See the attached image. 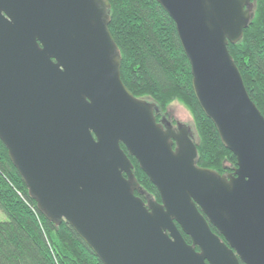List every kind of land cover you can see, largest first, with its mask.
Instances as JSON below:
<instances>
[{
  "label": "water",
  "instance_id": "obj_1",
  "mask_svg": "<svg viewBox=\"0 0 264 264\" xmlns=\"http://www.w3.org/2000/svg\"><path fill=\"white\" fill-rule=\"evenodd\" d=\"M252 1L156 0L236 158L220 175L196 164L187 129L164 128L123 84L108 0H0V140L38 211L102 264H264V117L228 51ZM121 145L160 202L135 195Z\"/></svg>",
  "mask_w": 264,
  "mask_h": 264
},
{
  "label": "trees",
  "instance_id": "obj_2",
  "mask_svg": "<svg viewBox=\"0 0 264 264\" xmlns=\"http://www.w3.org/2000/svg\"><path fill=\"white\" fill-rule=\"evenodd\" d=\"M108 2V30L119 50L123 84L136 99H151L159 113L164 114L174 101L184 105L194 120L196 164L220 175L230 173L236 158L222 144L195 98L191 67L171 17L156 0ZM228 51L250 99L264 117V0L252 1L248 27L239 42L228 45ZM128 158L139 184L135 195L144 202L147 197L160 202L136 159ZM0 210L7 217L0 221V264H102L65 221L57 225L38 211L1 140ZM182 236L190 243L189 237Z\"/></svg>",
  "mask_w": 264,
  "mask_h": 264
},
{
  "label": "rangeland",
  "instance_id": "obj_3",
  "mask_svg": "<svg viewBox=\"0 0 264 264\" xmlns=\"http://www.w3.org/2000/svg\"><path fill=\"white\" fill-rule=\"evenodd\" d=\"M141 100H144L150 104H153L154 110L158 111L157 106L155 105V103L151 99L143 98ZM160 114H161V116L168 118L169 121H171L175 124L177 123V126L179 124V125L185 127L189 131L193 141L196 140V131H195V125H194L193 117H192L191 113L189 112V110L184 105H182L180 102H178V101L172 102L167 107L166 112L164 114H162V113H160ZM5 220H7V217L0 210V221H5Z\"/></svg>",
  "mask_w": 264,
  "mask_h": 264
},
{
  "label": "flooded vegetation",
  "instance_id": "obj_4",
  "mask_svg": "<svg viewBox=\"0 0 264 264\" xmlns=\"http://www.w3.org/2000/svg\"><path fill=\"white\" fill-rule=\"evenodd\" d=\"M154 113H155V116H156V120L158 121V123L162 124V126L164 128H172L173 130L175 131H178L179 130V127L182 128L183 126H177V123H173L171 121L168 120V118L164 117V116H161V114L158 112V111H155L154 110ZM185 128V127H183ZM186 129V128H185Z\"/></svg>",
  "mask_w": 264,
  "mask_h": 264
}]
</instances>
